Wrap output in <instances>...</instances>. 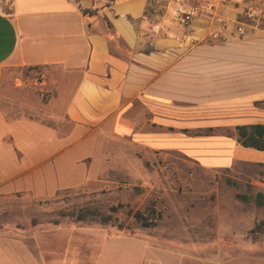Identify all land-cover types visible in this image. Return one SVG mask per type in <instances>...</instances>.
Wrapping results in <instances>:
<instances>
[{
	"label": "crops",
	"instance_id": "1",
	"mask_svg": "<svg viewBox=\"0 0 264 264\" xmlns=\"http://www.w3.org/2000/svg\"><path fill=\"white\" fill-rule=\"evenodd\" d=\"M185 2L198 12L187 24L175 0H0V66L46 69L52 109L73 125L71 137L264 171V151L242 147L236 130L264 125V0ZM17 221L2 218V228L19 230ZM16 240L4 230L0 249ZM4 254L0 264H12Z\"/></svg>",
	"mask_w": 264,
	"mask_h": 264
},
{
	"label": "rangeland",
	"instance_id": "2",
	"mask_svg": "<svg viewBox=\"0 0 264 264\" xmlns=\"http://www.w3.org/2000/svg\"><path fill=\"white\" fill-rule=\"evenodd\" d=\"M46 72L0 66V213H17L0 216V233L22 240L0 249L12 264H50L68 252L84 264H264L259 168L212 169L179 152L71 137L73 125L55 117ZM87 206L113 222L64 216ZM2 218L19 219V230L2 228Z\"/></svg>",
	"mask_w": 264,
	"mask_h": 264
},
{
	"label": "trees",
	"instance_id": "3",
	"mask_svg": "<svg viewBox=\"0 0 264 264\" xmlns=\"http://www.w3.org/2000/svg\"><path fill=\"white\" fill-rule=\"evenodd\" d=\"M238 134V143L244 148H250L258 151H264V125H252V126H238L236 128ZM199 134V133H198ZM211 134V130L206 133ZM261 174H264V171H261ZM250 198L244 197L245 202H249ZM256 205L264 206V194L259 193L254 199ZM121 208H123L121 206ZM111 212L116 213L118 207H111L109 209ZM152 214H155L156 211L153 208L150 210ZM134 219L137 222H140L144 227H150L153 223H149L148 219L140 211H131ZM64 216H69L75 219L78 222H87V221H100L101 224H108L113 222V217L106 214L98 207L87 206L74 211L70 214H64Z\"/></svg>",
	"mask_w": 264,
	"mask_h": 264
},
{
	"label": "built area",
	"instance_id": "4",
	"mask_svg": "<svg viewBox=\"0 0 264 264\" xmlns=\"http://www.w3.org/2000/svg\"><path fill=\"white\" fill-rule=\"evenodd\" d=\"M95 1H100V0H95ZM175 12H176V19L181 24H187L191 19L195 18L198 15V12L196 10H192L187 7L185 0H175ZM262 16H264L263 13L259 17L261 18ZM259 17L256 11L253 9L248 12V18L250 20H255L256 18L258 19ZM238 33L240 35H243L245 33L242 26L238 28ZM213 38L217 39L218 34L213 33Z\"/></svg>",
	"mask_w": 264,
	"mask_h": 264
}]
</instances>
